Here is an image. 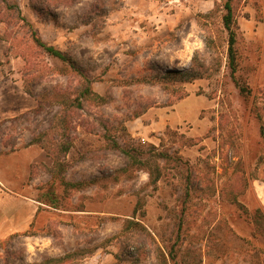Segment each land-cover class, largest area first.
<instances>
[{
	"label": "rangeland",
	"instance_id": "374dc122",
	"mask_svg": "<svg viewBox=\"0 0 264 264\" xmlns=\"http://www.w3.org/2000/svg\"><path fill=\"white\" fill-rule=\"evenodd\" d=\"M226 1L0 0V198L43 205L0 264H264V0H232L250 95Z\"/></svg>",
	"mask_w": 264,
	"mask_h": 264
},
{
	"label": "trees",
	"instance_id": "16d2710c",
	"mask_svg": "<svg viewBox=\"0 0 264 264\" xmlns=\"http://www.w3.org/2000/svg\"><path fill=\"white\" fill-rule=\"evenodd\" d=\"M224 10H225V13L222 16V22H223V26H224L225 30L228 33L227 58H228V66L231 70V76H232L233 82L239 88L240 92L242 94L250 95L251 90L249 89L248 85H246V83H243L241 81V79L236 76L238 73V70H239V60H238V53H237V47H236L237 46V36H238L239 27H238V24L236 22V17H235V12H234V8H233L232 0L226 1V3L224 4ZM86 24H89V23H86ZM33 38H34L35 42L37 43V45L46 54H48L49 56L55 57V58H57L63 62H68L72 66V68L77 69V65L75 63L71 62L70 59L67 57V55L64 52L44 43L40 38L37 37L35 32L33 33ZM176 75L179 76V78L185 82H187L188 80L192 81V80H195L197 78V75H195V74L181 73L180 71L175 72V74L168 72L165 76L169 77V78H175ZM25 91L30 96L33 95L32 88H26ZM87 93H91V91L90 90L84 91L82 97H85L86 96L85 94H87ZM74 103L75 104H73V106L77 108L76 104L79 103V98H75ZM254 114H255V117L257 118V120L260 124V127H259L260 137L262 139H264V117H263V114L257 112L256 110H254ZM64 119H65V117H61L59 120V123H60L63 131L68 129V126L66 125V123L62 124ZM13 120L19 121L20 118H14ZM32 143L41 144V140L39 137L34 136L32 139ZM106 144L107 145H106V147H104V151L115 152V153L119 154L120 156H122L127 162H129V161L130 162L131 161L137 162L138 156L139 155L143 156V154H144V153L140 152L137 147H134L131 144L124 147L120 143L115 141V139H113V138H106ZM13 148H15V147H11V149H13ZM71 148H72V144H70V143L63 144L61 151L64 155H67L70 152ZM159 156H162V155H159ZM53 159H54V164L57 165L58 159L55 155H53ZM63 170L65 171V168ZM72 186L79 187L80 183L74 184ZM132 224L137 225L136 223H132ZM142 232H144V231H142ZM20 235L33 236V234L30 232V230H28L24 233H20V234H13L9 237L7 244L10 247L13 246L14 240ZM140 235L143 236V233H140ZM50 260H57V259H50ZM61 260H64V259H59L58 261H61ZM170 260L173 262V264H179L178 262H176V257L174 255V253H172V252H170Z\"/></svg>",
	"mask_w": 264,
	"mask_h": 264
},
{
	"label": "crops",
	"instance_id": "0c3cea01",
	"mask_svg": "<svg viewBox=\"0 0 264 264\" xmlns=\"http://www.w3.org/2000/svg\"><path fill=\"white\" fill-rule=\"evenodd\" d=\"M43 205L31 199L6 194L0 198V240L24 233L38 224ZM44 244L41 245L44 248Z\"/></svg>",
	"mask_w": 264,
	"mask_h": 264
}]
</instances>
